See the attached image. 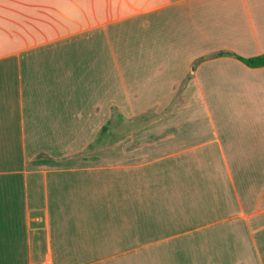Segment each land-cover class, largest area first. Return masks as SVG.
I'll return each instance as SVG.
<instances>
[{
    "label": "crops",
    "instance_id": "1",
    "mask_svg": "<svg viewBox=\"0 0 264 264\" xmlns=\"http://www.w3.org/2000/svg\"><path fill=\"white\" fill-rule=\"evenodd\" d=\"M78 6L91 71L133 29L98 112ZM220 51L264 53V0H0V264H264V66Z\"/></svg>",
    "mask_w": 264,
    "mask_h": 264
},
{
    "label": "rangeland",
    "instance_id": "2",
    "mask_svg": "<svg viewBox=\"0 0 264 264\" xmlns=\"http://www.w3.org/2000/svg\"><path fill=\"white\" fill-rule=\"evenodd\" d=\"M111 2V0H109ZM106 9V8H105ZM77 14H78V22H77V60H78V95H81L83 98L85 97H90V95L93 97L92 99V108L94 111L98 112L100 110V106H104L105 103L107 102V99H111L112 97L117 95V91L119 90L121 92V87L118 85V71L117 67L115 64V60L113 59L114 55L112 52V48L115 51L116 46L119 45L120 49L124 48V50L127 51V48L131 47V41L132 38L129 40L127 37H131L133 35V29L131 26V23H125L126 30L124 33L120 31L116 32V29L119 28V26L124 25V24H119V25H114L117 22V17H112L113 14H117V8H113L112 6L107 7L106 10V15H111V19L114 20V23L112 22H107L104 24V27L109 28V33L112 35L111 37L108 38V40L104 39L101 41V45H106V49L108 50L106 53L107 58L109 60V64L104 65V68L100 66L99 64V69H95L91 71V69L87 68L85 65V54H84V49L88 48L86 47V43L88 42L89 44H93L94 42V51L98 56L101 54V50L98 47V42L101 40L98 38L99 35L101 34H96L95 32H100L102 29V25L97 22V23H91L90 21L88 23L85 22L86 16H93L95 15V10L94 6H89L88 10L86 11V8L83 6H78L77 8ZM129 17V16H128ZM126 17L125 19H127ZM129 19V18H128ZM96 24V25H95ZM113 25V26H110ZM110 26V27H109ZM92 32L93 35H85L87 32ZM124 37V38H123ZM87 40V42H86ZM103 43V44H102ZM89 49V48H88ZM104 50V51H106ZM88 56H91L88 54ZM125 60H120L117 63H119V66H121L122 70L120 71V74L122 75L123 73L125 75L127 74H133V71L130 69L132 68L133 61H132V56L126 55ZM87 68V69H86ZM127 69V70H125ZM130 69V70H129ZM86 70V71H83ZM88 73V77H84V74ZM91 86V87H90ZM96 96V97H95ZM87 101L84 102H90L89 99H84ZM98 102V103H97ZM90 104V103H89ZM101 104V105H100ZM112 112L114 113V116H116L118 109L116 107L112 106L111 108ZM104 113V112H103ZM101 118V113L99 117L95 116H88L87 122L89 125H92L93 123L97 122ZM113 120V119H112ZM116 121V118H114L113 122ZM117 123L112 124L111 126V133L115 135L116 133V127ZM99 137V132H94V137Z\"/></svg>",
    "mask_w": 264,
    "mask_h": 264
},
{
    "label": "trees",
    "instance_id": "3",
    "mask_svg": "<svg viewBox=\"0 0 264 264\" xmlns=\"http://www.w3.org/2000/svg\"><path fill=\"white\" fill-rule=\"evenodd\" d=\"M213 57H232L249 68H259L264 66V53L258 56L245 58L234 53L220 51L215 53ZM105 131L106 126L101 129L100 133H104Z\"/></svg>",
    "mask_w": 264,
    "mask_h": 264
}]
</instances>
